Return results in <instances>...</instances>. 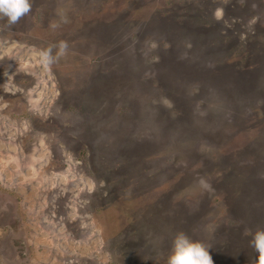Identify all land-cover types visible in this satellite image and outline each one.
<instances>
[{"label": "rangeland", "instance_id": "rangeland-1", "mask_svg": "<svg viewBox=\"0 0 264 264\" xmlns=\"http://www.w3.org/2000/svg\"><path fill=\"white\" fill-rule=\"evenodd\" d=\"M0 18V264H166L177 232L256 264L264 0H30Z\"/></svg>", "mask_w": 264, "mask_h": 264}, {"label": "clouds", "instance_id": "clouds-1", "mask_svg": "<svg viewBox=\"0 0 264 264\" xmlns=\"http://www.w3.org/2000/svg\"><path fill=\"white\" fill-rule=\"evenodd\" d=\"M31 11L30 0H0V18L9 26ZM251 247L256 251V264H264V229L251 233ZM166 264H212L209 252L199 240L190 239L185 233L177 232L166 258Z\"/></svg>", "mask_w": 264, "mask_h": 264}]
</instances>
